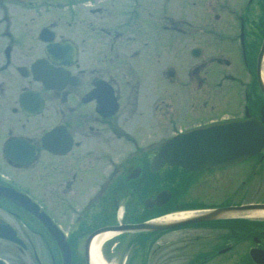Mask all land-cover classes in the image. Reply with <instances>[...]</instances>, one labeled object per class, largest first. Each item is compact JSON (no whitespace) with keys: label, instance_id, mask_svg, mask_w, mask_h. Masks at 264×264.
I'll return each mask as SVG.
<instances>
[{"label":"flooded vegetation","instance_id":"af4514ba","mask_svg":"<svg viewBox=\"0 0 264 264\" xmlns=\"http://www.w3.org/2000/svg\"><path fill=\"white\" fill-rule=\"evenodd\" d=\"M263 54L264 0H0V191L21 196H0V254L63 264L49 225L70 264H87L101 229L154 217L144 204L156 173L171 192L165 213L264 204V147L213 168L152 170L160 146L190 129H264ZM185 228L208 232L166 242L188 264H264V217L221 214L163 234ZM153 238L113 241L140 257Z\"/></svg>","mask_w":264,"mask_h":264},{"label":"water","instance_id":"95a60500","mask_svg":"<svg viewBox=\"0 0 264 264\" xmlns=\"http://www.w3.org/2000/svg\"><path fill=\"white\" fill-rule=\"evenodd\" d=\"M264 92V88L261 86ZM264 147V129L256 128L253 121L248 123L233 122L228 124H214L203 128L193 129L179 134L165 141L159 148L158 153L152 161V170L158 171L164 165L182 166L193 170L198 168H213L219 164L237 163L243 158L258 153ZM1 196L12 198L21 197L18 193L1 192ZM170 198L167 190L159 192L153 199L145 201V207H160ZM251 209H264V204H250L240 207H229L226 209L203 211L196 216L171 222L157 223L153 220L139 224H129L119 227L101 229L99 233L112 232H162L189 224L206 222L219 217L221 214L248 211ZM38 217V215L36 214ZM44 221V220H43ZM45 223V222H44ZM49 231L55 238V242L62 252L63 264H70V251L65 238L54 232L49 225ZM12 242L24 247V243L9 237ZM91 241L85 245L86 262L89 264L88 252ZM0 264H7L0 260Z\"/></svg>","mask_w":264,"mask_h":264},{"label":"rangeland","instance_id":"374dc122","mask_svg":"<svg viewBox=\"0 0 264 264\" xmlns=\"http://www.w3.org/2000/svg\"><path fill=\"white\" fill-rule=\"evenodd\" d=\"M228 109H223V108H218L215 111H211L210 113H222L223 111H228L230 109H232V107L230 108L229 106H226ZM208 109V107L206 108ZM223 110V111H222ZM208 110H204L201 114V117H204L203 121H207L208 119H211L215 116H211L208 117V115L210 114ZM207 117V118H205ZM197 194H203L201 191L196 192ZM259 194L257 193H251V196H249V201L254 200V198H258V196L260 195L261 192L258 191ZM191 195H194V193H191ZM254 194V195H253ZM209 197V196H208ZM176 201L180 200L179 197L175 198ZM207 201H209L208 199H205ZM182 207H186L185 205ZM159 214V213H157ZM189 229V230H187ZM186 231H176L175 233H169L168 236L165 234H157L154 236V242H153V246L149 247L150 251L149 254H146L145 256L141 255L140 257H136L133 258L132 257V261L127 262L129 258H131V256H128V249H130V245H128L129 243L127 242H116L117 244H114L113 240L108 241L107 243L103 244L101 247V257L104 260V262L106 264H184L186 262V264H188L187 262L190 260V256L188 255V253L183 252L180 254H172L170 252L171 247H169L170 245L167 244V241H171L173 242V240L178 236H182V235H186L188 233L190 234H195V233H208V232H198L197 230H191L190 228H185ZM191 231V232H190ZM210 233V232H209ZM185 237V236H184ZM184 237H182L181 239H183ZM184 240H181L180 242V247L181 245H185V242H183ZM170 242V243H171ZM183 242V243H182ZM127 243V244H126ZM182 243V244H181ZM43 244V243H42ZM41 243H35L36 249H42L43 245ZM50 244V243H49ZM38 253H40V250L38 251ZM42 255H40L41 258V263L42 264H50L49 260L45 257V254L41 253ZM0 256L4 257V260L9 263V264H18V260L20 259L21 262H24L25 264H36L35 260L33 259V256L31 254L28 253H23L22 255H20L19 253L17 254H12L10 253L9 255H4V254H0ZM130 260V259H129Z\"/></svg>","mask_w":264,"mask_h":264},{"label":"bare ground","instance_id":"6f19581e","mask_svg":"<svg viewBox=\"0 0 264 264\" xmlns=\"http://www.w3.org/2000/svg\"><path fill=\"white\" fill-rule=\"evenodd\" d=\"M262 67L263 70L261 72V78L264 83V54H263V60H262ZM203 211H179V212H174V213H169L165 216L158 217L156 219H153V221L157 223H171V222H176L180 220H184L187 218H190L192 216H196L200 214ZM247 216L249 218H262L264 217V209H251L248 211H242V212H235L232 213V216ZM117 232H102L100 234L95 235L90 243L89 246V252H88V260L89 264H106L104 260L101 257V247L103 244L107 243L110 240H113Z\"/></svg>","mask_w":264,"mask_h":264},{"label":"trees","instance_id":"16d2710c","mask_svg":"<svg viewBox=\"0 0 264 264\" xmlns=\"http://www.w3.org/2000/svg\"><path fill=\"white\" fill-rule=\"evenodd\" d=\"M166 179V177L165 176H161L160 174H158V173H156L155 174V177H154V190H155V192H157L158 190H159V188H158V186L160 185V183H162L163 182V180H165ZM174 178L173 177H170V180H173ZM162 212V211H161ZM160 212V213H161ZM156 216V215H155ZM143 236V235H142ZM144 237H145V235H144ZM136 257H139V256H135V257H133V258H136ZM130 259V260H129ZM128 259V262L130 263V261H132L133 259H132V257L131 258H129ZM142 264V263H141Z\"/></svg>","mask_w":264,"mask_h":264}]
</instances>
